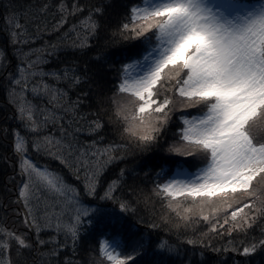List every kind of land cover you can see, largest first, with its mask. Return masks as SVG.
I'll return each instance as SVG.
<instances>
[{
  "label": "snow or ice",
  "instance_id": "6c2138e0",
  "mask_svg": "<svg viewBox=\"0 0 264 264\" xmlns=\"http://www.w3.org/2000/svg\"><path fill=\"white\" fill-rule=\"evenodd\" d=\"M110 4L43 3L22 14L25 23L15 6H6L9 41L20 62L2 79L17 127L0 132L12 137L20 176L16 202H22L24 218L18 228L0 225V264H13V249L19 256L35 248L48 264L69 247L75 255L81 236L98 223L116 235L110 239L111 231L101 233L99 257L92 264H142L146 254L156 257L151 264H193L184 258L192 255L185 243L193 252L199 245L231 252L242 258L235 264H248V257L264 250V0H124L118 14L109 11ZM49 14L53 32L61 31L70 16L77 18L62 37H71V43L24 52L23 46L48 28L46 20L43 28L40 22ZM31 21H37L34 32ZM101 33L109 37L103 46L95 42ZM118 45H132L133 51L122 55L126 62L109 65L115 83L107 98L112 109L107 123L116 125L119 139L105 143L111 135H101L108 109L84 114L80 97L72 101L68 96V89L90 79L87 66L80 68L70 58L48 71L41 65L53 56L94 51L96 59L107 63L115 55L108 49ZM81 95L87 98L88 93ZM88 115L95 118L88 120ZM172 128L176 131L168 143ZM84 131L97 139L82 147L78 137ZM30 148L73 170L83 181L82 190L39 164ZM157 150L168 155L158 161L144 201L160 204L158 219L144 231H129L125 214H135L140 199L125 198L131 188L122 192L127 168H112L133 153ZM109 203L111 208L103 207ZM190 226L193 236L197 226L208 230L188 238ZM45 231L53 235L42 238ZM237 235L245 239H231ZM212 236L228 237L227 245L206 244ZM42 247L47 250L40 252ZM63 264L82 262L65 258Z\"/></svg>",
  "mask_w": 264,
  "mask_h": 264
},
{
  "label": "trees",
  "instance_id": "16d2710c",
  "mask_svg": "<svg viewBox=\"0 0 264 264\" xmlns=\"http://www.w3.org/2000/svg\"><path fill=\"white\" fill-rule=\"evenodd\" d=\"M58 3L59 0H0V52L2 56L0 57V129L4 128H16L17 123L10 119L13 115V107L9 103L7 89L5 87L3 76H7L8 71H13L15 66L20 62L13 46L9 41V33L6 28L5 15L8 11L6 6L13 5L14 10L18 13H21L20 23H25L26 18L22 15L29 7H38L43 3ZM81 3H84L85 0H80ZM124 0H111L109 11L112 14H118L121 11V6ZM67 3L71 5L73 0H67ZM52 12H55L56 9H51ZM86 15V13H85ZM46 20L48 28L44 30V34L37 40L31 42L27 46H23V51L28 52L29 49H43L46 44H68L71 43V37H64V32H67L72 24L77 23V18L69 17L67 24L59 32L51 31L52 25L54 24L53 17L49 14L46 17H41V27L43 28V22ZM37 21H31L28 24L30 31H35V24ZM75 36V33H72V37ZM109 37L104 33H101L98 38H96V43L103 46L108 41ZM135 43V42H133ZM108 51L115 52V55L108 59V62L105 63L103 60L96 59L97 53L90 52L87 55L77 53L74 57H64L62 55L53 56L48 58V63L42 64L41 67L44 71L50 69H56L63 67L61 60L70 58L76 60L80 68L87 66V74L90 79L86 83H81L79 86L68 89V96L72 101H75L77 97H80V112L81 113H92L97 111L98 108H107L108 112L104 115V121L107 125L104 132L111 133L108 138L104 141L108 142L110 139H119L118 132L119 129L115 124H108V116L111 115V105L108 102L107 98L110 97L114 91L112 85L115 83V73L110 70L109 65L126 62L121 59L122 55L125 52L131 54L133 51L132 45H118L115 48H109ZM60 52H63V48L60 49ZM39 55V53H37ZM36 57L33 56V59ZM7 67V71H4V68ZM61 88H67L65 83L59 84ZM88 93L87 98H84L81 94ZM101 99L105 100V103L101 105L99 101ZM195 114V113H193ZM95 117L88 115L87 119L91 120ZM86 127L84 121L80 122ZM176 131V128H172L167 136L168 143H171L173 137L171 132ZM79 142L82 147L86 146L92 140L97 139L96 136L88 133L87 131L81 132L79 134ZM31 140V137H29ZM168 144L165 143L162 145L163 148H167ZM29 155L33 159L37 160L41 165L49 166L50 170L59 172V174L64 178L67 184L76 185L79 189L83 188L82 179L78 180L77 176L74 175L73 170L61 164L60 161L52 158L45 157L43 155L36 156L31 148L29 149ZM167 153H164L162 150H157L155 152L139 154L133 153L123 162H118L116 166L112 168L113 172H118L120 168H127L126 182L125 187L122 189V192L129 193V189H133V192L125 198H131L135 203L137 197L139 196L140 202L136 205V212L127 213L125 226L129 231H135L136 228H139L141 231H144L147 228L148 223L152 219H158L160 213V204L155 200L145 203L144 196H147L152 187L155 171L160 167L158 161L163 156H167ZM17 159L16 153L13 150L12 146V137L4 136L0 132V225L7 226L8 228H18L22 225L23 222V213L24 208L22 202L17 203L18 188L16 187L18 181L20 180L19 176V167L15 166V160ZM186 159V158H185ZM152 170L153 175L146 177L144 173ZM82 177V173L80 174ZM143 193L141 194V191ZM119 195V193H118ZM105 208H111L112 205L106 204L103 205ZM19 213V216H17ZM153 213H156L154 216ZM143 217V223H137V219ZM198 230L195 231V236H193V229L190 226L188 230V238H198L201 233L207 232V228L203 226H197ZM103 231H111L112 235L108 238H113L116 235L114 229H109L107 227H102L97 225L96 228H89L80 239V243L77 247L76 254L73 255L71 247L66 250H62L57 260L52 261V264H63L65 258L81 261L82 264H92L94 258L99 257V240L102 237L101 233ZM161 235H164L163 230H159ZM258 231V229H257ZM153 236L156 235V232L152 233ZM255 234V233H253ZM53 235L49 231L43 233L42 238L47 239L48 236ZM228 237L221 238L220 236H212L205 239V243L211 242L213 247L223 248L228 243ZM231 239L239 242L245 237L243 235H237L231 237ZM172 240L174 243H178L179 240L172 234ZM50 247V246H49ZM184 248L188 249L192 255H186L184 258L189 259L193 264H235V261L241 260V257L228 252L227 254L224 251L219 253L213 252L211 248H203L197 245L194 249L192 246L183 245ZM47 247H42L39 249L40 252L46 251ZM203 253V256L200 253ZM11 259L13 264H48V259L46 257H41L38 255V252L35 248L28 250L24 249L21 251L18 256L15 249L11 252ZM142 264H151V261L156 259V257L151 254L143 255L141 258ZM248 264H264V250L258 251L254 255L248 257Z\"/></svg>",
  "mask_w": 264,
  "mask_h": 264
},
{
  "label": "rangeland",
  "instance_id": "374dc122",
  "mask_svg": "<svg viewBox=\"0 0 264 264\" xmlns=\"http://www.w3.org/2000/svg\"><path fill=\"white\" fill-rule=\"evenodd\" d=\"M2 56V53L0 52V57Z\"/></svg>",
  "mask_w": 264,
  "mask_h": 264
}]
</instances>
